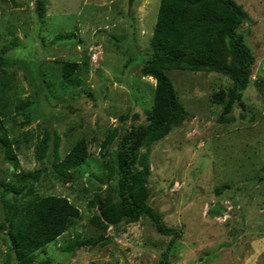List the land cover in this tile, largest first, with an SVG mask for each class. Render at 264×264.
<instances>
[{"label": "rangeland", "instance_id": "obj_1", "mask_svg": "<svg viewBox=\"0 0 264 264\" xmlns=\"http://www.w3.org/2000/svg\"><path fill=\"white\" fill-rule=\"evenodd\" d=\"M233 1L243 15L236 32L253 56L247 83L163 68L184 114L136 151L147 164V204L180 231L169 264H264V0ZM159 3L0 0V191L34 172L30 195L5 197L54 195L76 210L20 262L0 200V264L161 263L170 236L144 216L100 222L96 206L117 200L118 137L150 121L156 84L140 67ZM64 63H76L67 79ZM77 142L85 155L67 163Z\"/></svg>", "mask_w": 264, "mask_h": 264}, {"label": "trees", "instance_id": "obj_2", "mask_svg": "<svg viewBox=\"0 0 264 264\" xmlns=\"http://www.w3.org/2000/svg\"><path fill=\"white\" fill-rule=\"evenodd\" d=\"M242 20V12L233 0H160L149 41L151 51L140 67L141 73L151 76L156 84L150 121L146 125H130L118 137L115 153L117 200L113 202L106 197L96 205L100 222L113 224L121 218L135 222L144 216L159 234L170 236L160 264H169L166 254L180 237V231L166 226L147 204V164L138 161L136 151L139 146L166 133L170 124L184 114L172 83L162 69L212 70L227 75L234 86L243 87L251 72L253 56L236 32ZM224 52L229 55V66L224 61ZM75 67L76 63H64L62 78L67 79ZM0 141H3L1 137ZM79 143L68 154L67 163L73 158V163L83 159L85 154L78 151ZM56 146L54 141L53 150ZM34 175V172H20L14 176L12 184L5 183L0 191L8 223V241L20 262L32 249L59 235L76 216L75 208L62 197L35 194L21 203H12L5 197L7 190L15 193L25 190L30 195L33 190L29 180Z\"/></svg>", "mask_w": 264, "mask_h": 264}]
</instances>
